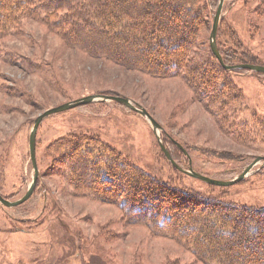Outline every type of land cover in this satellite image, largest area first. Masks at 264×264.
Instances as JSON below:
<instances>
[{"label": "rangeland", "instance_id": "374dc122", "mask_svg": "<svg viewBox=\"0 0 264 264\" xmlns=\"http://www.w3.org/2000/svg\"><path fill=\"white\" fill-rule=\"evenodd\" d=\"M217 1L203 7L207 24L196 41L199 54L210 48ZM0 5V13L5 12L3 0ZM219 30L217 43L232 65L264 66V0H225ZM207 78H199L200 83ZM226 82L243 95L239 116L247 124L244 135L221 130L183 79L153 77L96 58L70 47L37 17L25 18L0 38V194L16 201L32 183L29 139L34 120L90 95L131 99L163 127L164 145L177 164L213 179L232 180L264 156V74L232 72ZM73 137L98 138L115 157L168 185L173 191L164 190L180 208L184 200L175 191L264 210L262 163L234 186L206 184L172 166L144 117L116 102H96L51 115L40 125V178L34 195L19 207L0 204V264H206L170 237H157L145 224L131 222L121 209L122 196L111 197L116 204H108L69 184L68 170L58 162L64 147L58 145Z\"/></svg>", "mask_w": 264, "mask_h": 264}, {"label": "trees", "instance_id": "16d2710c", "mask_svg": "<svg viewBox=\"0 0 264 264\" xmlns=\"http://www.w3.org/2000/svg\"><path fill=\"white\" fill-rule=\"evenodd\" d=\"M3 3L6 9L0 13V38L23 19L37 17L72 48L153 77L183 79L218 120L221 130L244 135L247 124L239 116L244 106L242 93L233 82H226L228 72L210 48L206 54L195 51L198 34L207 24L202 14L203 7L211 8L209 0H3ZM220 52L225 63L232 65L222 48ZM203 76L208 78L200 83ZM58 146L64 147L63 158L58 162L67 168L66 180L76 190L84 189L108 204H116L117 200L111 197L122 196L121 209L131 222L145 224L157 237H170L191 250L198 261L264 264V210L174 190L184 200L180 203L185 208L182 211L173 195L165 191L172 190L167 189L168 185L115 157L116 152L98 138H63Z\"/></svg>", "mask_w": 264, "mask_h": 264}, {"label": "water", "instance_id": "95a60500", "mask_svg": "<svg viewBox=\"0 0 264 264\" xmlns=\"http://www.w3.org/2000/svg\"><path fill=\"white\" fill-rule=\"evenodd\" d=\"M224 3H225V0H220L218 9L213 19V25H212V29H211L210 36H209L210 49L213 55L216 57V59L221 64V66L224 68V70H226V72L228 73L247 70V71H252L255 73H259V74H264V66L247 65V64L227 65L225 63L223 56L219 50L218 43H217L218 30H219V26H220L222 14H223ZM96 102H103V103L116 102V103H119L129 108L131 111L139 114L140 116L144 117L149 122L150 126L152 127L162 151L164 152L166 158L172 164V166L175 167L177 170L187 174L188 176L194 179L200 180L206 184L218 186V187H231L245 180L259 164L262 163L261 165L262 167H264V156H257L255 160L240 175H238L236 178L229 180V181L217 180V179H213L208 176L202 175L196 172L191 166H189L188 169H184L179 164H177V162L171 156L169 150L165 147L163 138H162V132L164 131L163 127L153 118V116L145 108L136 104L131 99L123 97V96H119V95H90V96L78 99L76 101L66 103L58 107L46 110L34 120V126L31 130L30 139H29L30 160L32 162L33 169H34V177H33L32 183L30 184L27 192L20 199L16 201H10L4 198L0 194V204H2V206L6 208L19 207L25 204L27 201H29L35 193V190L37 188V184L40 178V170L38 167L37 157H36V142H37L36 139H37L38 129L40 125L42 124V122L51 115L69 111L72 109H76L78 107L91 105ZM176 145L181 150L184 151L181 145L179 144H176Z\"/></svg>", "mask_w": 264, "mask_h": 264}]
</instances>
